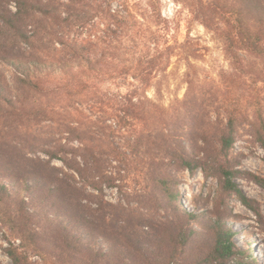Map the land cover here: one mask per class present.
<instances>
[{
  "label": "trees",
  "instance_id": "trees-1",
  "mask_svg": "<svg viewBox=\"0 0 264 264\" xmlns=\"http://www.w3.org/2000/svg\"><path fill=\"white\" fill-rule=\"evenodd\" d=\"M192 1L197 16L223 38L235 71L224 100L195 87L185 103L162 111L134 101L133 93L121 100L99 85L120 71L116 60L124 63L123 41L134 26L124 14L128 0H0V62L14 69L9 80L0 74V117L25 127L49 121L55 134L67 135L66 143H77L67 147L58 137L41 150L60 160V169L15 145L0 150V217L18 240L5 248L12 264H264L234 240L226 219L197 222L198 212L175 203L180 193L169 168L195 166L186 136H198L203 153L220 162L237 128L254 127L263 117L261 107L253 115L247 109L256 98L252 84L264 88V0H232L229 7ZM155 2L150 6L157 8ZM242 100L246 107H236ZM110 117L117 118L115 126L107 123ZM123 128L136 147L147 136L159 139L154 143L162 160L140 162L154 169V193L167 196L153 206L129 193L117 203L104 196L102 184L113 180L111 161L131 168L139 160L115 141ZM222 173L227 187L252 207L231 172ZM4 176L21 185L12 188ZM256 180L264 185L263 177Z\"/></svg>",
  "mask_w": 264,
  "mask_h": 264
},
{
  "label": "rangeland",
  "instance_id": "rangeland-1",
  "mask_svg": "<svg viewBox=\"0 0 264 264\" xmlns=\"http://www.w3.org/2000/svg\"><path fill=\"white\" fill-rule=\"evenodd\" d=\"M118 1L120 0H117V2ZM231 1L232 0H220L222 3L226 2L227 7H229ZM140 2L148 5V7L144 9L142 15H145L148 19L154 18V22H159L163 18V13L170 10V0H156L155 5L157 8L150 6L151 0H137V3ZM182 2L195 13L194 5L189 3H192V0H182ZM131 3H133V0H128V7ZM124 14L128 16L131 26L134 25L130 31V33H132L137 27V22L134 20L130 8L128 11L124 10ZM100 28L97 33L100 32ZM130 33L123 41L126 52L129 50L128 44L131 40ZM198 39L199 38H197V40ZM189 47H191V44H189ZM122 52L123 56L124 51ZM0 74H3L9 80L14 74V69L12 66L0 62ZM109 80L101 83L99 82L100 87L107 90L109 93H117V97L123 100L122 97L124 96L120 95L118 92H112L106 87ZM262 85V82L254 85L252 84V88H254L252 89V95L256 98L252 99L254 105L250 99L247 110L250 115H253L255 109L261 107L263 117L260 121H257L254 127L245 124L237 128L235 132V144L231 149L221 152L219 156L220 162H218L214 154H204L202 151L203 144L200 142L199 137H193L192 135L186 136L184 142L186 143L190 156L195 159L193 170L187 168H168L170 170L169 172L174 176L173 183L180 193L179 200H176L175 203H180L182 206L198 212L199 217H197V222L203 220L207 222L217 217L226 219L234 229V240L243 249L253 251L257 259L261 261V263H264V185L256 180V176L264 178V147L261 143V140H264V88H262ZM196 89L205 92H214L219 99L222 100L226 98V92L228 91L203 86H196ZM234 104L238 108L240 106L244 108L247 105L245 100H242L240 104L236 102ZM215 106H218V104ZM177 107L179 106L175 108ZM210 110H213V108H210ZM117 113H119V111H117ZM116 122L117 118L115 117H110L107 121V123H111L114 126ZM50 124L51 122L48 121L43 122L42 127L36 125L25 127L0 117V150L3 151L5 148H8L9 145H15L19 150L21 149V154L27 152L34 158L40 155L47 160L50 166H56L59 169L62 168L63 165L60 160H50L47 154L41 150L43 148L51 149L55 143H52L53 145H48L47 142L53 141L54 138L58 137L67 147L77 145V143H66L64 137H67V135L65 133L55 134L52 127L47 126ZM124 129L125 128L117 134L115 141H117L121 150H125L128 154L132 153L130 155L131 158L135 160L137 155L139 160L136 161L137 163H133L131 168L118 160L111 161V165L108 166V173L113 180L105 181L102 184L104 196L107 200L117 203L125 201L126 194L129 193L135 202L136 200H144L148 202L150 206H153L156 202L155 200L158 198L165 199L167 196L166 193H163L161 190H157V194L154 193V184L151 179L154 169L150 163L140 162L142 158L149 162L151 160H162L161 157H163L164 153L160 150L159 145L154 143V141H159V139L153 137L149 138L147 136L143 139L144 144L136 147L133 135L128 134L127 131H123ZM20 155H18V157L22 161V155ZM197 160H200L199 164L202 162L201 165L197 163ZM33 163L35 162H30L29 164L33 166ZM220 163L223 164L225 169L231 172L232 181L236 182L247 196L251 198L252 207L249 208L245 206L238 198L236 192L227 187L226 177L222 173L224 168L219 167ZM162 166L164 169L167 168L165 164ZM19 170L22 171V168H19ZM2 179L7 180L12 188L16 187L17 189L21 185L17 178L11 176H4ZM208 230L209 227L207 225L202 226V231L204 233ZM10 241L18 242L15 236L9 233L8 223L0 217V264H12L11 259L5 252V248L9 246Z\"/></svg>",
  "mask_w": 264,
  "mask_h": 264
},
{
  "label": "clouds",
  "instance_id": "clouds-1",
  "mask_svg": "<svg viewBox=\"0 0 264 264\" xmlns=\"http://www.w3.org/2000/svg\"><path fill=\"white\" fill-rule=\"evenodd\" d=\"M147 7L137 0L129 4L137 27L106 87L162 111L185 103L196 86L227 91L235 64L216 27L182 0H170L159 22L142 15Z\"/></svg>",
  "mask_w": 264,
  "mask_h": 264
}]
</instances>
